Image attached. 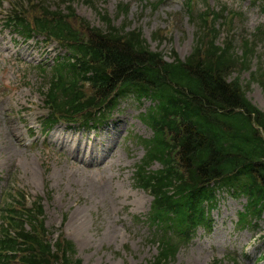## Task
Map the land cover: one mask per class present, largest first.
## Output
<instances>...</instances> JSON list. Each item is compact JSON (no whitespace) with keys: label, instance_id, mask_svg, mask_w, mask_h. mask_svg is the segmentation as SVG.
Instances as JSON below:
<instances>
[{"label":"rangeland","instance_id":"1","mask_svg":"<svg viewBox=\"0 0 264 264\" xmlns=\"http://www.w3.org/2000/svg\"><path fill=\"white\" fill-rule=\"evenodd\" d=\"M13 1L0 0V26L11 10ZM36 1L50 6L52 11L59 10L64 14L71 5L79 18L95 28L102 27L100 16L106 13L115 27L140 29L150 50L163 54L166 59H169L171 51L176 52L180 59L188 57L199 33L196 23L189 21L178 0H167L155 11L139 0ZM219 1L240 13L233 20L231 28L220 34L219 43L229 37L234 40L233 45L238 47L247 35L264 23L259 3L252 5L233 0H208V5L216 8L220 5ZM119 5L127 6V14L116 12ZM220 28L219 25L217 29ZM10 39L9 33L0 28V89L5 94L1 95L0 92V175L4 174L7 178L6 186L0 191V206L5 203V196L1 195L5 189L24 190L31 199L36 195L42 196L44 223L54 234L51 239L54 241L55 235L61 231L65 239L74 245L73 260L81 264L152 262L157 255V244L151 242L152 231L139 219L148 212L151 197L134 189L129 181L131 168L144 154L138 138L149 139L152 136L138 118L148 103L139 106L131 99L121 100L119 109L123 113L119 130L123 133L129 129L132 132L131 139L123 146L119 139H113L110 142L113 155L106 154L103 164L94 168L76 165L75 160H86V157L76 153L74 148L77 139H86L87 147L95 144L105 148L102 144L104 135H96L92 139V133L75 134L62 129L56 130L53 138L66 144L67 158L57 163L56 158L44 159L36 152L32 157L34 164H31L15 155L12 132L24 133L18 111L24 115L29 108L42 110L43 99L36 90L41 79L29 77V88L16 89L17 73L23 70L19 60L9 58L13 56L15 48ZM12 40L16 38L12 37ZM15 44L17 54L26 53L27 45H21L19 40ZM261 52L258 51L259 58L252 61L253 71L258 67L264 72V56ZM39 55L41 60L47 59V56L51 58L43 51H34L28 54L27 64H36ZM239 78L247 98L264 112V92L257 84L247 85L249 72H242ZM47 165H50V170L45 175ZM159 168V164L151 167L153 171ZM47 192L50 193V202L45 199ZM244 205L243 198L219 194L217 206L210 214L213 220L211 232L206 234L203 229L197 230L193 239L178 250L169 264H264V261L259 260L260 256L264 257V214L258 229L238 231L237 214ZM230 258L236 260L232 262Z\"/></svg>","mask_w":264,"mask_h":264},{"label":"trees","instance_id":"2","mask_svg":"<svg viewBox=\"0 0 264 264\" xmlns=\"http://www.w3.org/2000/svg\"><path fill=\"white\" fill-rule=\"evenodd\" d=\"M118 12H126V8L119 7ZM225 13L223 9L221 15ZM205 14L206 11L197 15L202 36L194 53L185 62L177 60L172 64L150 54L140 33L112 27L106 15L101 17L105 31L85 27L83 37L62 18L37 21L40 31L65 41L73 54L81 56L82 70L73 66L72 77L83 78L86 65L98 73L105 72L96 77V88L85 98L74 88H64L65 76L63 79L60 69L48 95L50 106L60 116H74L86 108H112L116 106L113 94L117 90L120 95L134 92L138 99L158 101L156 109L143 117L154 138L146 142L149 153L145 164L138 167L137 176L141 187L154 196L153 220L172 221L181 240L187 239L197 226L206 225L203 203L212 206L214 193L220 188L247 199L240 224L251 225L264 211V141L255 129L264 131V114L247 100L238 78L228 82L234 71L249 69L256 43L264 41V28L243 40L241 56H237L232 42L225 48L216 45L219 32L214 22L222 16L217 14L209 27ZM251 83L258 84L264 92V73L253 74ZM153 161L160 162L162 170L146 171ZM11 227L27 246L22 250L24 259L31 240L21 225ZM5 242L9 249L18 245L9 236ZM179 243L174 245L163 237L158 256L149 264H168ZM44 251L38 250L41 257L30 255L26 263L47 264L48 248Z\"/></svg>","mask_w":264,"mask_h":264}]
</instances>
